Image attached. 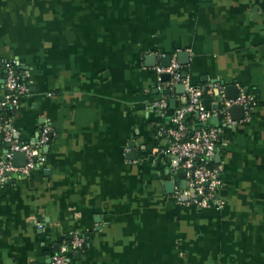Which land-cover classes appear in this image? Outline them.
<instances>
[{"label":"crops","instance_id":"crops-1","mask_svg":"<svg viewBox=\"0 0 264 264\" xmlns=\"http://www.w3.org/2000/svg\"><path fill=\"white\" fill-rule=\"evenodd\" d=\"M166 56L192 85L258 103L247 120L230 112L235 128L209 122L220 211L179 207L165 187L156 132L171 113L151 104ZM6 62L29 86L8 118L19 139L53 134L44 165L0 189V264H48L71 232L86 249L68 264H264V0H0Z\"/></svg>","mask_w":264,"mask_h":264},{"label":"built area","instance_id":"built-area-1","mask_svg":"<svg viewBox=\"0 0 264 264\" xmlns=\"http://www.w3.org/2000/svg\"><path fill=\"white\" fill-rule=\"evenodd\" d=\"M16 67L14 62L4 63L2 65L4 75L0 78V142L4 147V153L0 155V189L28 177L32 171L44 165L45 148L51 142L53 134L49 124H43L35 141L23 142L16 136V130L10 121L4 119L5 111L17 108L29 93L28 83L25 82L26 75L17 72ZM155 72L156 89L163 94L151 104L157 115L165 116L168 113V100L174 97L175 86L181 84L184 87L183 102L169 117L170 127H159L156 132V137L161 141L167 140L161 154L168 159L170 165L173 183L171 196L175 204L182 208L197 210L211 208L220 211L226 204L221 195L224 187L222 169L215 163L220 132L217 127L210 126L209 122L215 117L222 126L235 128L240 122L231 118L230 109L234 106L242 107L243 118L247 120L257 105L256 99L244 88H239L236 98L230 99L226 95L225 86L213 84L207 88L192 85L182 76V67L175 56H171L168 67H156ZM164 74L169 75V80H161ZM165 91H168L169 95H165ZM214 92L216 96L213 95ZM205 94L215 101V110H208L204 106ZM193 115L196 117L195 120L192 119ZM16 153L24 154V165L12 163ZM181 173L184 177L180 176ZM85 244L84 236L76 232L69 233L58 244V250L53 251L48 264H68L67 253L82 254L85 252Z\"/></svg>","mask_w":264,"mask_h":264},{"label":"water","instance_id":"water-1","mask_svg":"<svg viewBox=\"0 0 264 264\" xmlns=\"http://www.w3.org/2000/svg\"><path fill=\"white\" fill-rule=\"evenodd\" d=\"M178 57L179 58H181V57L184 58L185 57V54L183 52L182 53H179L178 54ZM153 59H154L153 57H150L149 58V60H153ZM170 59H171V56H166L164 58H161L160 66L161 67H168L170 65ZM180 62L181 63H184L185 61L183 62V61L180 60ZM185 75H186V73L185 72H182V76L184 77ZM161 80L162 81L169 80V75H167V74L162 75L161 76ZM174 92H175L176 95H179V96L180 95H183V93H184V87H183V85H181V84L176 85L175 88H174ZM164 94L165 95H169V92L168 91H165ZM235 97L236 96L229 97V98L234 99ZM203 104L207 108L208 102L204 100L203 101ZM175 107H176V100L175 99H171L170 102H169V108L170 109H174ZM238 111L241 114V116H240L239 119L243 118V113L244 112H243L242 107H240V106H234V107H232L230 109V112H232V113H235V112H238ZM16 136L18 137V134H16ZM47 150H48V148H45V152ZM218 158H219V156L216 155L215 156V161H218ZM12 163L15 164V165H24V163H25V156H24V154L23 153H16V154H14L13 159H12ZM180 176L181 177H184V174L181 173ZM180 186L182 187L183 186V183H181ZM165 187L167 188V191H172L173 190V183L172 182H167L166 185H165ZM54 250L55 251L58 250V245H55ZM47 262L49 263V260Z\"/></svg>","mask_w":264,"mask_h":264},{"label":"trees","instance_id":"trees-1","mask_svg":"<svg viewBox=\"0 0 264 264\" xmlns=\"http://www.w3.org/2000/svg\"><path fill=\"white\" fill-rule=\"evenodd\" d=\"M16 70H17V72H19L20 73V70L16 67ZM3 70H2V65H1V68H0V78H3ZM25 82H27V80H25ZM249 91V90H248ZM250 93H252L251 91H249ZM204 99L205 100H208V101H210V97L207 95V94H205L204 96ZM256 99V98H255ZM169 101V100H168ZM257 102V101H256ZM258 104V103H257ZM177 106H179V105H177ZM173 111H174V109H170L169 111H168V113H173ZM14 112H15V109L13 108V109H7L6 111H5V116H4V119L5 120H7L9 117H12V115L14 114ZM192 119L193 120H195L196 119V117L193 115L192 116ZM189 121V119L187 118V122ZM86 246V245H85ZM86 248L84 247V250H85Z\"/></svg>","mask_w":264,"mask_h":264}]
</instances>
